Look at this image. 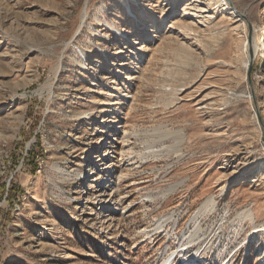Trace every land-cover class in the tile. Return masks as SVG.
I'll return each mask as SVG.
<instances>
[{
    "label": "rangeland",
    "instance_id": "obj_1",
    "mask_svg": "<svg viewBox=\"0 0 264 264\" xmlns=\"http://www.w3.org/2000/svg\"><path fill=\"white\" fill-rule=\"evenodd\" d=\"M129 2L0 0V264H264V0Z\"/></svg>",
    "mask_w": 264,
    "mask_h": 264
},
{
    "label": "bare ground",
    "instance_id": "obj_2",
    "mask_svg": "<svg viewBox=\"0 0 264 264\" xmlns=\"http://www.w3.org/2000/svg\"><path fill=\"white\" fill-rule=\"evenodd\" d=\"M216 2H219L220 4H222V5H227L229 8H230V4H232V0H216ZM124 3H125V10H132V8H131V4H130V2H129V0H124ZM188 10V8L187 7H184V12H188L187 11ZM239 15L240 16H247V12L246 11H239ZM135 18H139V16L138 15H136L135 14ZM97 19H99L98 17H97ZM133 23H136L135 22V20L133 21ZM107 24L112 28V29H117V30H119L120 32H123L124 33V31H122L121 29H119L118 28V26L115 24V23H113V22H107ZM177 24H179L180 25V27H184L183 25H182V20L179 18V16H176L175 18H173L172 19V22H171V26H175V25H177ZM187 28H188V26H186ZM153 28L155 29L156 28V24H153ZM152 28V29H153ZM186 28V29H187ZM154 31V30H153ZM250 43V42H249ZM145 47H147V46H145ZM247 49H248V58L246 59V61H245V68H247L248 67V65H249V63H250V51L251 52H253L254 54H256V52H257V45L255 44V42L253 41V43H250L249 45H247ZM82 55L83 56H85V54L82 52ZM143 57V56H142ZM141 77L142 78H147V76H146V74H141ZM110 92H111V94L113 93H122V89H121V86L119 85V84H114V86L109 90ZM110 94V95H111ZM123 96H125V94H122V97ZM77 175H82V172H79V173H77ZM119 179H122V176H118V180ZM117 185H118V183H117ZM116 184H111L110 185V188L109 189H105V194L104 195H106V199H109V201H111L112 200V198H115L116 196H117V194H119V191L116 189V186H117ZM170 191V190H169ZM169 194V193H168ZM164 196V195H163ZM122 201V200H121ZM120 201V202H121ZM213 203H215L214 201H213V199H212V201L211 202H209L208 201V203H206L205 204V210H209L210 209V207H211V205H213ZM215 205V204H214ZM204 208V207H203ZM212 208V207H211ZM200 213V212H199ZM161 223V222H160ZM160 227H162L161 225H160ZM194 237H195V235L194 234H192V235H190V240H193L194 239ZM194 241V240H193ZM190 242V241H189ZM192 242V241H191ZM182 245V244H181ZM175 252L173 253L172 252V254L168 257V258H166L163 262H162V264H175ZM199 254V253H198ZM197 253H196V255L194 256V257H197V255H198ZM199 256V255H198ZM190 264H193L194 262L193 261H191V262H189Z\"/></svg>",
    "mask_w": 264,
    "mask_h": 264
}]
</instances>
